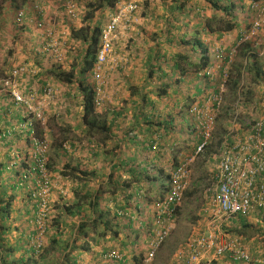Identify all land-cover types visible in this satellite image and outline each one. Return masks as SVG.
Listing matches in <instances>:
<instances>
[{"label":"trees","instance_id":"trees-1","mask_svg":"<svg viewBox=\"0 0 264 264\" xmlns=\"http://www.w3.org/2000/svg\"><path fill=\"white\" fill-rule=\"evenodd\" d=\"M1 1L0 10L4 8L9 19L0 24L4 36L0 51L9 40L19 56L0 75L24 69L15 77L22 101H16L9 85L0 86V264H146L163 243L162 239L157 247L152 245L157 230L168 232L178 209L170 205L168 209H174L170 215L157 209L170 189L171 171L181 161L171 153L183 144L180 154L192 158L191 163L198 155L212 153L211 131L209 144L195 154L203 136L192 109L218 93L225 78L232 89L245 95V100L231 106L248 115L250 122L243 128L237 125L242 139L253 133L255 121L264 115V88L236 90L241 68L232 81L233 67L221 70L225 77L213 72L220 55L224 57L221 69L230 66L229 53L234 47L235 56L239 47L242 68L253 71L257 82L264 81L252 40L238 43L241 28L255 12L242 0H139L129 23L133 36L127 42L121 41L125 31L117 34L98 74L94 68L102 30L116 15L118 3L127 0H62L59 22L47 19L38 2L33 1L25 12L16 0ZM253 1L264 4V0ZM20 11L25 14L18 20ZM263 28L264 22L259 29ZM56 107L54 123L81 122L78 138L65 137L54 144L66 169L59 172L40 152V146L48 143L39 121ZM233 139L219 138L216 156L211 157L216 166L223 143ZM46 168L73 183L72 200L64 204L60 219L63 228L51 236L49 245V200L45 212L40 211ZM215 173L216 168L213 184ZM209 202L210 198L208 208ZM69 216L78 217L72 236L66 232ZM255 216L264 221L262 210L228 218L234 225L230 233L244 235L237 237L249 259L228 251L213 264H264V248L256 250L258 239L250 243L245 231ZM189 242L173 264L187 258ZM51 252L60 259L52 258Z\"/></svg>","mask_w":264,"mask_h":264},{"label":"rangeland","instance_id":"rangeland-1","mask_svg":"<svg viewBox=\"0 0 264 264\" xmlns=\"http://www.w3.org/2000/svg\"><path fill=\"white\" fill-rule=\"evenodd\" d=\"M35 1L38 2L40 5H42V8L44 10V14L46 15L47 19L49 18L53 22H59L57 18V12L60 10L62 6V0H52V4L46 5L45 2H42V0H16L15 4L18 5V7H21L22 9L27 12V10L30 9L31 3ZM0 6H4V3L0 0ZM4 8H2L0 11L2 14H0V24L3 20V18L9 19V14H4L2 12ZM24 12V11H23ZM25 14V13H24ZM85 13L81 12L80 15L83 16ZM138 17V13L136 14ZM137 21V20H136ZM52 22V24H53ZM249 22V21H247ZM4 24V23H3ZM132 27H128L127 30H125L124 34L125 37L122 38L121 41L128 40L129 37L133 36ZM261 32V30L257 31L255 34H253L251 37V40H257L258 35ZM4 36L3 32L0 29V43L3 42ZM126 40V41H127ZM5 49H1L0 51V74H3V67L11 66V64H15L14 61L19 56V50L15 49L12 44L7 40ZM128 42V41H127ZM126 43V42H125ZM239 49H237V53L235 56L232 55L231 59L233 58L232 64L229 66L228 64L224 65V68L221 69V65L223 64V58L220 55L219 61L216 64L215 70L213 72L220 75L224 69L232 68L231 71V77L229 79L235 80L237 76V71H241V78H239L238 82V89L242 86H245L248 90L250 89H262V86H260V82H257L254 78V72L248 71L246 68H242L244 66V60L240 58L239 56ZM234 52L235 49L233 47ZM231 50V51H232ZM259 50L264 51V46L261 45ZM221 54V51L219 52ZM258 53V52H257ZM230 54V53H229ZM71 60L73 59V55L70 56ZM73 61V60H72ZM74 62V61H73ZM257 62H260L259 60ZM235 63V64H234ZM242 63V66L240 64ZM262 64V63H261ZM9 66V67H10ZM7 68V67H6ZM220 72V73H219ZM9 76V74L6 75ZM2 77V78H1ZM1 80L4 79V75H0ZM104 78L110 79L109 75H104ZM1 82V81H0ZM224 82V83H223ZM223 83V105L220 109V113L213 124L211 131H212V139L209 146V150H211L212 153H204L201 155H198L194 158L193 162L190 164L191 167V176L189 180V184L187 186V189L184 192V197L182 199V202L178 205L177 212L175 214V217L171 223V225L168 227V232L166 236L163 238V243L157 250L154 251L153 257L147 261L146 264H173L175 255L181 256L183 255V246H185L188 242V240L195 236L198 232H203L210 228L209 224L211 223L208 219L210 218L209 213H205L204 209L208 208V198L206 192H208V187L211 186V177L213 175L212 169L217 168L216 162L211 161V157L216 154L217 150V142L219 138H222L224 136H232L235 137L238 132V126L241 124V128H243V125L247 123L246 121H249L247 118V114L244 112H241L236 110V108H232L231 106L236 105L237 100H245V95L238 94L234 89L230 87V83H226L225 78H222ZM221 83V84H222ZM1 87L3 89L6 88L5 82L0 83ZM4 84V85H3ZM252 92V91H251ZM253 95V92L251 93ZM256 95L258 93L256 92ZM259 97V96H258ZM230 108H232L230 110ZM59 107H56V109L53 111V114H49L45 116V119L41 120L40 127L45 128L43 129V137L46 139L48 144L41 146V148L44 150V156L45 160H49L51 163V168L55 167L57 172L66 170L63 167V160L60 158L61 156L58 154L59 150L55 148L54 144L61 142L65 137L68 139L72 138H78L79 131L81 129L80 120L76 121H64V119L59 120L54 123L52 116L56 117L57 111ZM81 110V108H80ZM81 114V113H80ZM246 115V116H245ZM256 115V114H255ZM100 116L95 117L97 120ZM237 117H240V121L236 119ZM243 120V122H241ZM250 122V121H249ZM238 125V126H237ZM246 125V124H245ZM67 127V130H63ZM77 126V128L74 130V127ZM67 145V144H65ZM64 146V145H62ZM183 144L178 145L175 147V150L171 153V155H177L178 161L182 160L183 157L180 154V150L182 148ZM58 151V152H57ZM170 154V153H169ZM72 155H69L71 157ZM216 156V155H215ZM81 166H85L83 163ZM51 168H46L43 172V185L41 187V193H45L47 196L44 199L50 203L51 206V212L48 217V223H49V229L47 234V244L49 245V242L51 241V236L56 233L57 229L60 231L62 227V224L60 223V219H62V214L64 213V204L69 203L72 200V190L69 189L72 186L71 181H66L62 177L59 176V174L55 171H52ZM105 169H108V166L105 167ZM6 172H4V175ZM42 182V181H41ZM94 182L98 183V179H94ZM213 184V183H212ZM212 187V186H211ZM209 209V208H208ZM17 215H12V218H15ZM11 220V219H10ZM261 220V219H260ZM78 222L77 216H69L67 217V223L66 226V232L67 235L73 234L72 224H75ZM221 226H219V222L217 223L216 227H219L221 230V241L224 242L226 235L227 236H240L244 237V235H232L229 231L230 228H232L233 223L228 222V219H221L220 220ZM259 223V225H258ZM250 228H246L245 231L247 233V236H249L250 243H253L255 241V238L258 239V244H256L255 249H261L264 248V237H263V227L264 221H258L257 217L250 218ZM209 227V228H208ZM260 228V229H258ZM64 239V237H63ZM86 239V238H85ZM52 249V248H51ZM39 252V251H38ZM36 252V254L38 253ZM52 254V252H51ZM52 258H55L56 260L60 259V256L57 254H52ZM218 255L215 254V252L209 250L206 252L204 258L200 261V264H213V261L219 260ZM222 259V257L220 258ZM145 264V263H143ZM225 264V263H224ZM227 264H232V262H227Z\"/></svg>","mask_w":264,"mask_h":264},{"label":"built area","instance_id":"built-area-1","mask_svg":"<svg viewBox=\"0 0 264 264\" xmlns=\"http://www.w3.org/2000/svg\"><path fill=\"white\" fill-rule=\"evenodd\" d=\"M69 1V0H68ZM250 8L255 12V19L249 30L244 34L243 40L251 39L252 35L259 31L262 22H264V4L261 2L247 0ZM138 0H127L118 3L116 15L107 23L102 30L101 42L97 52V60L95 72L100 73L102 64L107 61L111 50L112 43L117 38V34L125 31L129 27V23L134 21L132 12L138 9ZM24 12L18 13V20L23 18ZM53 41L51 45H55ZM50 45V46H51ZM234 50L230 52L229 59L232 57ZM20 67L11 71L10 75L1 80L11 90L16 101H22V96L17 92L15 77L18 72L23 70ZM98 77V76H97ZM224 83V82H223ZM223 83L219 86V92L211 94L205 105L194 107L192 113L199 121L202 129L203 140L197 146L198 154L209 144L211 138V128L216 121L217 112L220 110V104L223 102ZM1 85V84H0ZM4 85V84H3ZM210 104V107H209ZM253 133H246L242 139L240 135H236L231 143H223V148L219 153L217 169L215 173V186L208 187L211 191L209 202L210 228L197 233L188 243L189 252L187 258L180 264H200L207 251L211 250L216 255L231 252L236 257H244L249 259L248 253L241 249V242L238 237L227 236L224 242L221 241V230L216 227L221 219H228L236 214L250 216L258 210L264 211V115L258 117L252 126ZM253 134V135H252ZM45 145V144H43ZM41 145V146H43ZM40 146V152L43 149ZM191 160L186 158L181 160L171 171L170 189L166 196L157 203L159 212L170 215L174 209H168L170 205L174 207L179 205L183 199V195L189 184L191 176ZM46 194L42 193V203L40 211L43 214L46 210L47 199ZM163 227V226H162ZM163 229V228H162ZM157 240L152 242L154 247L163 239L167 233V229L161 232V228L157 230ZM179 264V263H178ZM205 264V263H203Z\"/></svg>","mask_w":264,"mask_h":264},{"label":"crops","instance_id":"crops-1","mask_svg":"<svg viewBox=\"0 0 264 264\" xmlns=\"http://www.w3.org/2000/svg\"><path fill=\"white\" fill-rule=\"evenodd\" d=\"M245 19V18H244ZM243 25V24H242ZM245 26L243 25L242 28H244ZM241 28V29H242ZM41 37V36H40ZM235 37V36H234ZM250 45H251V48H253V50L258 52L257 54L259 55V58L258 60L262 63V68H263V72H264V51H261L259 50L260 46L263 45L264 46V28L261 29V32L259 33L258 35V39L257 40H253L252 42H250ZM262 88H264V81H261L260 82ZM262 98L264 99V96H262ZM217 169V168H216ZM214 171V169H212V172ZM211 181V186L214 187L215 184H212L213 181ZM210 186V187H211ZM211 193H212V190L209 191V192H206V194L208 195L207 198H210L211 197ZM227 262H230V261H227ZM227 262L225 264H227ZM231 263V262H230Z\"/></svg>","mask_w":264,"mask_h":264},{"label":"clouds","instance_id":"clouds-1","mask_svg":"<svg viewBox=\"0 0 264 264\" xmlns=\"http://www.w3.org/2000/svg\"><path fill=\"white\" fill-rule=\"evenodd\" d=\"M139 1V0H138ZM242 1H247V0H242ZM248 2V1H247ZM138 10V9H137ZM254 19H255V15L253 14V16L249 19V21L250 22H246V24L247 25H244L245 27L244 28H242V31H241V36H240V39H239V42L238 43H242V42H244V41H248V40H251V39H246V40H243L242 38H243V36H244V34L247 32V30H249V28H250V26H251V24H252V22L254 21ZM253 41V40H252ZM251 41V42H252ZM239 48V47H238ZM235 49V48H234ZM1 81V80H0ZM238 135V134H237ZM241 136V135H240ZM183 160V159H182ZM180 162V161H179ZM169 188H170V186H169ZM169 191V190H168ZM168 191L165 193V195L168 193Z\"/></svg>","mask_w":264,"mask_h":264}]
</instances>
